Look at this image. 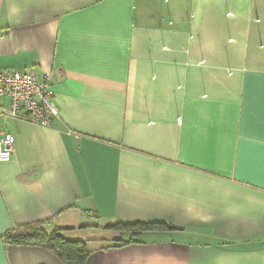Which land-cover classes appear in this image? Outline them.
Instances as JSON below:
<instances>
[{
  "label": "crops",
  "instance_id": "1",
  "mask_svg": "<svg viewBox=\"0 0 264 264\" xmlns=\"http://www.w3.org/2000/svg\"><path fill=\"white\" fill-rule=\"evenodd\" d=\"M0 68L56 111L0 113V264H264V0H0ZM37 222L88 256L3 240Z\"/></svg>",
  "mask_w": 264,
  "mask_h": 264
},
{
  "label": "built area",
  "instance_id": "2",
  "mask_svg": "<svg viewBox=\"0 0 264 264\" xmlns=\"http://www.w3.org/2000/svg\"><path fill=\"white\" fill-rule=\"evenodd\" d=\"M8 100L5 114L17 118L26 116L43 127L51 126L56 115L50 90V77L37 78L33 70H3L0 68V98ZM12 134H0V161H7L13 152Z\"/></svg>",
  "mask_w": 264,
  "mask_h": 264
},
{
  "label": "trees",
  "instance_id": "3",
  "mask_svg": "<svg viewBox=\"0 0 264 264\" xmlns=\"http://www.w3.org/2000/svg\"><path fill=\"white\" fill-rule=\"evenodd\" d=\"M109 227L119 232H129L130 240L127 242L132 243L136 242L135 238L144 231L172 229L163 222H117ZM3 240L7 243L42 245L54 252L61 260L73 263H81L90 252L85 241L67 239L57 229L47 231L44 223L40 222L11 229L3 236Z\"/></svg>",
  "mask_w": 264,
  "mask_h": 264
},
{
  "label": "rangeland",
  "instance_id": "4",
  "mask_svg": "<svg viewBox=\"0 0 264 264\" xmlns=\"http://www.w3.org/2000/svg\"><path fill=\"white\" fill-rule=\"evenodd\" d=\"M76 232H77V231H76ZM95 233L101 234V233H102V231H95ZM90 234H92V231L89 233V235H90ZM98 234H97V235H98ZM105 234H106V232H105ZM105 234H104V237H106V235H105ZM88 237L90 238V237H92V236H88Z\"/></svg>",
  "mask_w": 264,
  "mask_h": 264
}]
</instances>
